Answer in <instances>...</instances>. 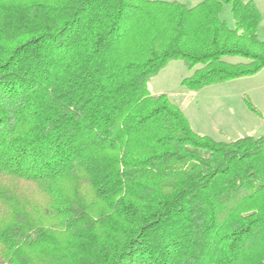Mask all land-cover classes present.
Segmentation results:
<instances>
[{
  "label": "trees",
  "instance_id": "16d2710c",
  "mask_svg": "<svg viewBox=\"0 0 264 264\" xmlns=\"http://www.w3.org/2000/svg\"><path fill=\"white\" fill-rule=\"evenodd\" d=\"M261 20L252 0H0V264H264V133L216 141L149 90L176 60L192 92L254 75Z\"/></svg>",
  "mask_w": 264,
  "mask_h": 264
},
{
  "label": "rangeland",
  "instance_id": "374dc122",
  "mask_svg": "<svg viewBox=\"0 0 264 264\" xmlns=\"http://www.w3.org/2000/svg\"><path fill=\"white\" fill-rule=\"evenodd\" d=\"M175 1L192 6L202 0ZM252 1L262 15L257 34L264 41V0ZM220 18L233 26L230 5L224 6ZM190 75L191 71L185 69L181 61H171L149 81L150 93L167 94L180 107L195 132L210 136L216 141H230L247 135L257 138L264 133V68L254 75L210 85L196 92L189 91L180 84L181 79ZM23 188L29 199L40 196L41 190L35 185H25ZM4 207L1 209L3 211L0 210V219L8 214L9 208Z\"/></svg>",
  "mask_w": 264,
  "mask_h": 264
}]
</instances>
